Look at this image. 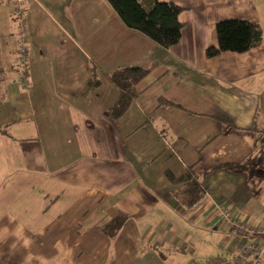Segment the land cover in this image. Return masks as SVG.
Wrapping results in <instances>:
<instances>
[{
    "label": "crops",
    "instance_id": "1",
    "mask_svg": "<svg viewBox=\"0 0 264 264\" xmlns=\"http://www.w3.org/2000/svg\"><path fill=\"white\" fill-rule=\"evenodd\" d=\"M157 2L182 9L170 48L106 0H0V264H207L245 240L220 208L264 229V179L222 168L252 160L264 131V0ZM229 19L259 24L262 43L207 58ZM125 66L148 73L112 119ZM186 173L205 193L189 208L166 178Z\"/></svg>",
    "mask_w": 264,
    "mask_h": 264
},
{
    "label": "trees",
    "instance_id": "2",
    "mask_svg": "<svg viewBox=\"0 0 264 264\" xmlns=\"http://www.w3.org/2000/svg\"><path fill=\"white\" fill-rule=\"evenodd\" d=\"M149 1L150 6L145 9L139 0H106L127 29L142 34L162 48L175 46L180 40L183 29V25L178 20L182 9L171 2ZM215 33L218 46L209 47L206 50L207 58L216 57L224 52L245 53L262 43V31L259 24L239 19L218 22L215 25ZM147 73L142 68L125 66L120 67L110 76V81L122 91L119 100L109 111L112 119H117L124 114L134 96V86ZM256 144L257 154L252 160L240 165H224L222 168L233 172H247L249 175H256L259 180L264 179V131H258ZM166 178L174 185L186 183L184 187L176 190V198L188 208L199 202L205 195L204 189L190 173L179 178L166 174ZM121 221L122 219H116L107 231L112 233L120 226ZM245 237L248 236H243L247 240ZM260 237L264 238V236ZM257 242L263 243L264 240Z\"/></svg>",
    "mask_w": 264,
    "mask_h": 264
},
{
    "label": "built area",
    "instance_id": "3",
    "mask_svg": "<svg viewBox=\"0 0 264 264\" xmlns=\"http://www.w3.org/2000/svg\"><path fill=\"white\" fill-rule=\"evenodd\" d=\"M27 51L24 46H21L19 49L18 56V67H19V82L20 85L27 86V60H26ZM219 216L221 223L226 225L232 232L237 236H264V229H253L249 225L241 223L231 218L228 210L225 208L219 209ZM256 241L248 242L244 240L239 242L237 245L235 253L231 258L227 260H218L215 259L210 261L207 264H260L261 260L264 259V242L259 243Z\"/></svg>",
    "mask_w": 264,
    "mask_h": 264
},
{
    "label": "rangeland",
    "instance_id": "4",
    "mask_svg": "<svg viewBox=\"0 0 264 264\" xmlns=\"http://www.w3.org/2000/svg\"><path fill=\"white\" fill-rule=\"evenodd\" d=\"M222 222V221H221Z\"/></svg>",
    "mask_w": 264,
    "mask_h": 264
}]
</instances>
